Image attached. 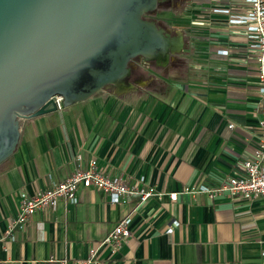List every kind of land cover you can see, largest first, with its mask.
Listing matches in <instances>:
<instances>
[{
    "label": "crops",
    "instance_id": "crops-1",
    "mask_svg": "<svg viewBox=\"0 0 264 264\" xmlns=\"http://www.w3.org/2000/svg\"><path fill=\"white\" fill-rule=\"evenodd\" d=\"M243 9V0H166L160 26L178 46L160 68L139 62L127 86L18 120L16 145L0 161V236L20 190L44 188L90 160L163 194L112 202L78 184L74 202L38 209L0 239V264H74L126 214L127 241L98 247L107 264H264V196L180 191L239 172L260 136L254 50L243 25L228 21Z\"/></svg>",
    "mask_w": 264,
    "mask_h": 264
},
{
    "label": "water",
    "instance_id": "water-1",
    "mask_svg": "<svg viewBox=\"0 0 264 264\" xmlns=\"http://www.w3.org/2000/svg\"><path fill=\"white\" fill-rule=\"evenodd\" d=\"M161 0H0V161L20 118L120 84L134 55L165 59L178 46L151 18Z\"/></svg>",
    "mask_w": 264,
    "mask_h": 264
},
{
    "label": "built area",
    "instance_id": "built-area-1",
    "mask_svg": "<svg viewBox=\"0 0 264 264\" xmlns=\"http://www.w3.org/2000/svg\"><path fill=\"white\" fill-rule=\"evenodd\" d=\"M243 3V11L230 14L228 21L243 25L247 43L254 50L257 91L260 94L261 116L258 120L261 129L260 136L253 149L242 159L239 172L228 174L212 183L200 182L184 185L181 192L192 194L203 192L212 197L225 191L230 197L243 199L264 196V0H243ZM213 10L229 12L228 7H214ZM217 51L226 53V49L223 48ZM53 99L56 108H61V96L56 94ZM228 126L230 127L232 124L229 123ZM139 179L141 181L142 177ZM78 184L93 186L101 190L112 202H121L129 197H136L137 203H140L152 195L159 198L163 194L162 191L155 190L152 185H137L126 182L119 175H108L96 165L94 160H90L86 166L75 169L66 177L58 179L44 188L35 189L32 193L20 190L18 209L9 220L3 236L11 235L14 228H21L28 217L38 209L54 207L59 199L74 202ZM167 194L170 198L175 197V192ZM129 222V214L120 217L98 243L89 247L86 254L76 259L74 264H107L98 256V247L105 244L110 250L119 248L130 236ZM176 224H178V220L174 219L165 228V231L170 232L172 226ZM3 236H0V239ZM260 253L264 255V249ZM50 260L54 261V264H67V260L64 258L50 257Z\"/></svg>",
    "mask_w": 264,
    "mask_h": 264
},
{
    "label": "flooded vegetation",
    "instance_id": "flooded-vegetation-1",
    "mask_svg": "<svg viewBox=\"0 0 264 264\" xmlns=\"http://www.w3.org/2000/svg\"><path fill=\"white\" fill-rule=\"evenodd\" d=\"M166 0H161V1H158L156 3V5L158 3H162L161 5H163L165 3ZM147 12H151V10L147 11ZM145 18H151V16L149 17H145ZM169 56V54H168ZM168 56L165 57V59H161V58H151V59H144L141 55H134L132 56L128 61H127V73L126 75L120 80V84H116L115 86L117 88H121L122 86H127L128 84V81H129V78L132 77V75L134 73H137L138 72V63L139 62H143V61H152V62H157L158 64L160 63H164L165 60L168 58Z\"/></svg>",
    "mask_w": 264,
    "mask_h": 264
},
{
    "label": "rangeland",
    "instance_id": "rangeland-1",
    "mask_svg": "<svg viewBox=\"0 0 264 264\" xmlns=\"http://www.w3.org/2000/svg\"><path fill=\"white\" fill-rule=\"evenodd\" d=\"M162 3H158L152 10H151V12H144L143 14H142V16L143 17H149V16H151V18L152 19H154V21H155V23H157L158 25H162V24H164V23H162L161 22V18H160V7L162 6L161 5ZM149 63L151 64L152 63V61H149ZM161 67V65L160 64H158L157 65V67L156 68H160ZM142 69V68H141ZM142 72H145V69H142L141 70ZM158 71L159 72H161V69H158ZM145 73H147V72H145ZM111 86V88H117L115 85H110ZM98 90V89H97ZM144 96H141V98H143ZM63 105H61V107H62ZM60 109V108H59Z\"/></svg>",
    "mask_w": 264,
    "mask_h": 264
}]
</instances>
